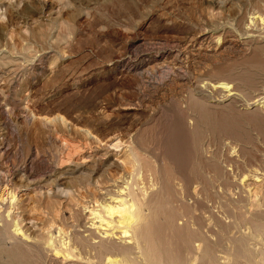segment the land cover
I'll list each match as a JSON object with an SVG mask.
<instances>
[{"label":"rangeland","instance_id":"374dc122","mask_svg":"<svg viewBox=\"0 0 264 264\" xmlns=\"http://www.w3.org/2000/svg\"><path fill=\"white\" fill-rule=\"evenodd\" d=\"M258 10L264 11V0H0V141L6 146L3 157L19 167L29 156L41 159L49 166L38 175L46 174L47 182L51 183L58 172L59 156L70 147L73 153H78L104 144L109 152L93 176L84 167L75 169L78 171L74 177L68 179L70 192L59 189L58 194V189L52 188L53 201L40 214L33 215L38 219L22 217L14 208L12 218L0 203V226L8 232L6 237L0 235V264H19L8 257L9 249L24 253L23 264H63L29 240L16 237L14 224L18 223L31 235L37 232L44 236L54 226L55 234L58 228L63 229V235L83 232L89 214L86 206L93 205L95 192L93 184L87 185L88 179L106 173L120 174L117 159L128 160L130 144L142 147L146 155L162 166L175 161L187 177L191 176L189 168L194 164L205 178L191 185V195L181 197L172 188L177 182L173 179L176 175L159 172L161 180L156 189L165 191L161 209L164 220L157 223L155 237L166 246L164 252L175 251L181 239L170 226V217L179 206L185 204L192 209L203 231L211 233L214 227L211 211L224 204L214 202L225 201L219 186L225 177L222 172L230 175L229 181L239 183L248 198V211L264 208L257 206L263 199L262 177L258 178L254 172L264 174V142L258 139L255 144H246L244 149L248 153L243 149L238 155L228 145V139L222 140V133L203 121L198 124L199 134L193 136L184 116L190 95L184 82L159 90L151 87L145 95L147 102H143V85L160 80L161 75L135 74L130 65L135 49L151 55L159 46H169L172 39H186L205 28L212 31L215 24L232 22L235 17L239 27L249 28L254 19L251 17ZM11 28L19 30L24 37L25 49L11 47ZM140 36L153 44L142 43ZM240 53L196 57L190 63L188 75L206 77L219 64L228 65L231 72L260 70L254 64H242ZM198 94L195 97L201 98L215 115L223 111L227 101L218 102L212 94ZM255 108L264 113V103L257 102L251 108L240 105L241 116L235 117L248 133L259 138L257 130L244 117ZM226 157L236 160L223 162ZM217 163L221 165L219 168ZM243 175L246 178L242 179ZM79 184L83 187L79 188ZM167 186L174 195L167 193ZM225 188L228 197L236 198L233 185L227 184ZM191 198L194 203H188ZM49 216L46 221L40 218ZM239 233L232 229L228 236ZM226 236L219 233L214 238L224 240ZM198 243V253H202L203 241ZM235 247V243L229 242L226 246L229 255L220 253L219 261H232ZM212 259L210 264H216V259L215 262Z\"/></svg>","mask_w":264,"mask_h":264},{"label":"bare ground","instance_id":"6f19581e","mask_svg":"<svg viewBox=\"0 0 264 264\" xmlns=\"http://www.w3.org/2000/svg\"><path fill=\"white\" fill-rule=\"evenodd\" d=\"M251 19L253 20L246 29L238 26V18L235 17L231 19L234 23L215 24V29L212 31L205 28L204 31L192 37L172 39L171 42L169 41L171 44L168 43L169 46H163L160 43L161 46L156 48L151 55L143 54L139 49H135L132 53L133 61L130 64L132 73L155 75V77L156 74L161 75L160 80L156 82L151 80L143 85L141 97L143 102L146 101V92L151 87L159 90L176 82H184L183 86H187L190 93L184 116L187 118L192 135L199 134L198 124L203 121L210 128L214 127L218 130L217 132L222 133V140L228 139V145L238 155L246 150L244 149L246 144H255L254 141L258 139L264 142V113L260 109L249 110L244 116L251 123L252 129L257 130L259 138L248 133L235 117L241 116L240 105L251 108L257 102L264 103V11L258 10L256 16ZM11 29L9 41L11 47L18 50L25 49L24 37L19 30ZM141 42L153 44L143 37H141ZM232 51L242 53H240L242 64L247 66L254 64L260 67V70L255 73H246L241 70L231 72L228 65L219 64L215 65L206 77L201 75L189 77L188 70L194 58L224 56ZM200 92L212 94L218 102L227 101L222 106L223 111L215 115L201 98L195 97ZM103 145L101 144L102 147L94 146L95 149L90 151L79 150L78 153L76 151L73 153L71 147L67 149L65 154L59 156L58 168L56 167L58 172L55 178L48 183L49 176L38 175V173L42 169H47L49 165L43 164L41 159L38 160L32 156H29L20 167L15 164L11 165L7 158L3 157L6 146L3 141H0V203L5 206L6 214L11 216L14 208V211L20 212L22 217L26 215L28 219H38L35 217L36 214H40L44 208L47 209L49 203L53 201L52 188L58 189V194L71 189L68 179L74 177L73 174L78 171L75 170L77 167L89 170L91 176L97 173L96 169L102 165L104 159L109 157L107 147ZM245 152L248 153L247 150ZM128 154V160L119 161L117 159L121 167V173L117 176L106 173L102 177L88 179L87 185L93 184L95 192L92 196L93 205H85L89 214L83 232L75 231L72 235H63L65 234L62 232L63 229L58 228V233L55 234L57 229L53 223L55 228L48 229L46 235L40 236L37 232L31 235L15 223L12 229L13 234L20 239L29 240L32 245L42 248L52 256L54 261H60L63 264H210L211 257L213 261L216 259V264H264V208L248 211L246 209L247 195L238 182L229 181L230 175L227 176L225 172L221 173L225 177L219 182L225 201L215 200L214 202L224 204L219 205L217 210L211 211L214 227L210 235L203 231L199 217L184 204V207L179 206L170 217V226L178 232L181 239L176 244L175 251L164 252L166 246L161 245L164 244L162 241H160L161 244L157 242L155 237L157 223L164 220L161 209L165 191L164 188L156 189L161 180L159 172H164V175L167 172H170V175H176L173 179H177V182L172 184V188L181 197L191 195V185L198 182L199 178L203 181L205 178L197 172L194 164L189 168L191 176L188 177L182 174L183 171L180 172L181 168L173 160L166 166H162L160 162L153 161L146 155L140 146L130 144ZM234 158L226 157L223 162H235ZM220 166V163L216 164L217 168ZM254 172L258 178L262 177L264 191V174L257 175L256 171ZM244 177L245 175L242 179ZM227 184L233 185L236 189V198L232 199L226 194ZM81 187L83 186L79 184V188ZM167 187V193L173 194L172 188ZM262 198L257 202V206L264 207V192ZM194 202L195 200L191 198L188 203ZM30 215L31 217H28ZM40 218L46 221L51 217ZM232 229H237L240 232L239 235L229 237L228 233ZM219 233L227 234L224 240L221 239L222 237L214 238ZM7 234L6 228L1 225L0 235L6 237ZM200 240L203 241L202 253H198ZM229 242L236 244L235 257L232 261L229 259L219 261L220 253L229 255L226 250ZM6 252L9 258L15 259L19 264L24 263L25 256L22 251L9 249ZM199 260H201L200 263Z\"/></svg>","mask_w":264,"mask_h":264}]
</instances>
